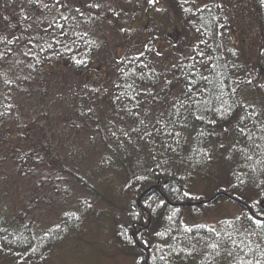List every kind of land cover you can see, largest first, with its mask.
Returning a JSON list of instances; mask_svg holds the SVG:
<instances>
[{
	"label": "trees",
	"instance_id": "trees-1",
	"mask_svg": "<svg viewBox=\"0 0 264 264\" xmlns=\"http://www.w3.org/2000/svg\"><path fill=\"white\" fill-rule=\"evenodd\" d=\"M100 2L104 5L98 11L100 19L81 28L89 33V39L100 45L99 48L89 49L87 45L80 44V54L87 51V64L77 66L71 59L72 53L55 56L51 54L52 50H48L41 55L51 56V59H43L31 70L25 65L34 61L22 55L27 51L24 42L35 31L33 25L32 30L24 33L32 20L25 22L22 15L30 14L31 9L27 0H0V30L4 33L14 32L21 37L20 41L9 46L12 54L7 56L0 69L13 80L10 91L0 80V111H5V96H10L6 102L13 105L6 115L0 117V264H45L49 252L72 238V232H79L85 221L104 219L111 222L109 236L115 239V246L110 244V254H124L127 259H132L129 264H135L137 258H142L141 264L145 261L147 264H163L158 259L153 260V256L161 254L157 251L158 247L168 253L170 247L177 251L180 248L190 251L192 245L199 253L195 261L191 257L185 258L184 253L179 256L171 253L169 264H225L226 253L223 250L220 257H215L203 242L193 238L202 235L203 229L199 233L194 229L187 238L181 232L172 231L163 239L154 236L153 229L161 231L168 227L170 222L165 217L176 209H179L177 219L189 225L195 222L209 226L221 215L238 214L243 210L246 207L244 199L252 186L251 177L259 175V170L264 168V164H257L264 157V140L259 139L261 132L252 130L253 139L261 148H246L248 154L253 156L250 163L257 168V172L249 169V175L244 177L247 184L234 189L231 185L238 184V181L233 169L240 170L237 164L242 162V158L238 149L245 148V144L242 141L232 150L222 149L219 145L223 143L227 147L236 138L233 126L237 124L242 110L237 108L232 117L217 118L216 125L194 121L190 117L189 127L182 129V121H178L175 131L181 132V144L187 149L180 151L179 156L171 151L161 156L163 149L147 144V137L139 141L137 150L135 134L132 144L120 148L110 137L109 128L115 130V127L132 126L143 130V126L138 122L134 124L136 118L122 110L123 105L127 104L137 111L134 103H129L124 97L120 102L112 103L120 92L127 91L126 87L117 89L113 82L125 85V81L131 83L135 80L139 88L151 89L154 96L139 97L142 102L139 119H144L151 129L162 111L165 112L164 118H169L165 110L169 109L184 87V81L173 80L169 93L170 86L164 82V77L173 79L171 65L188 62L185 57L196 55L195 48L196 51H205L212 57V63L218 66L217 71L221 75L213 77L217 85L223 81L225 92L230 94V89L236 87L239 81L232 99L237 104H252L259 111L264 105V88L256 86L264 84V2L196 0L194 6L189 0L184 7L193 8V12L196 6L208 5L203 12L195 14L183 11L182 0H159L155 7L166 10L160 13L154 7H149L147 0ZM73 3L76 0H69V6ZM109 8L113 11H109ZM115 12L120 15L116 16ZM4 16L9 18L7 22L2 19ZM218 25H224L223 29ZM121 26L133 29L131 35L120 32ZM197 28L201 31L198 32ZM221 31L223 37L216 34ZM144 44H148L152 52H146L141 60L150 62L149 68L162 75L140 81L131 76L133 70L140 71L137 68L140 61L128 57H135L143 50ZM157 49L161 56L155 55ZM4 50L5 45L0 43V51ZM16 61L23 63L17 65ZM120 69L129 72V77H125ZM176 75L181 73L177 72ZM17 76L21 79L17 80ZM25 76L28 79H23ZM249 79L252 84L246 82ZM92 88L100 91L93 93L89 91ZM227 98L228 95L225 96ZM88 108H92L93 112L87 113ZM171 111L174 113L175 110ZM82 112L87 115H81ZM171 118L175 119V116ZM210 118L214 117L209 114L206 119ZM73 121L80 127L74 126ZM97 121L101 130L99 134ZM109 121H112V125H108ZM251 127L248 122V128ZM224 128L229 131L224 132ZM200 131L205 135L200 136ZM162 138L176 147L175 141L167 135ZM160 139H156V145ZM192 147L208 151L211 159L192 154ZM150 148L157 156L156 162L171 157V164L165 163L155 168L156 162L149 158ZM30 149H34L42 158L38 163ZM23 152H27L28 157L18 158ZM189 156H192L191 160ZM181 157L185 160L183 165L179 164ZM197 160L199 163H196ZM149 166L153 167V172L148 174L149 179L135 180L134 173L145 174V168ZM169 168L175 175L167 174ZM260 179H264V176H260ZM126 183L128 187H124ZM148 188L150 191L139 198L142 191ZM185 191L190 193L189 197L183 196ZM149 196L154 197L152 207L156 208L155 213L145 207ZM71 198L74 208L67 207ZM161 199L165 203L157 207ZM85 200L92 205L91 208L84 204ZM198 201L203 203L196 204ZM224 202L231 203L234 210H225ZM207 207H214V210L203 212ZM40 210L47 213L45 220L40 219ZM67 211L75 212V216L67 219L64 216ZM131 211L140 214L137 220L131 221L128 216ZM214 212L219 217L212 218L215 217ZM66 219L65 226L63 221ZM125 219L132 223L128 235L134 244H128L117 235L119 223ZM46 222L47 227L39 228ZM57 223L60 228L48 233ZM243 223L247 224V221ZM218 227L232 231L226 225ZM172 236L177 239L173 240ZM233 238L240 243L239 234L234 233ZM143 240L149 241L148 247H145ZM227 247L243 257L235 264H256V261L264 264V239L258 236L247 237L239 249L230 243ZM31 248L36 251H31Z\"/></svg>",
	"mask_w": 264,
	"mask_h": 264
},
{
	"label": "snow or ice",
	"instance_id": "snow-or-ice-1",
	"mask_svg": "<svg viewBox=\"0 0 264 264\" xmlns=\"http://www.w3.org/2000/svg\"><path fill=\"white\" fill-rule=\"evenodd\" d=\"M264 2V0H262ZM27 3L31 9L30 14L22 15V19L27 22L32 20V23L28 24L24 29V33L27 34L30 30H32L33 25H35V31L32 32V35L27 38L24 42V47L27 51H24L22 55L25 58H31L34 63H28L25 67L34 70L35 65L41 63L43 59H51V56H42V53L47 52L48 50H52V55L55 56H63L65 53H72L71 59L77 66L85 65L88 63L87 60V51L80 54V44L83 43L88 46V48L96 47L99 48L100 45L96 43L95 40L89 39V33L87 31H82L81 28L84 24L94 22L100 19V15L98 11L101 10L104 5L100 2V0H76V3H73L69 6V0H27ZM159 3V0H147V4L149 7H154L157 13L166 11L163 8L155 7ZM189 0H182L181 8L185 13L192 12L193 14L197 12H203L208 8L207 4H204L202 7L196 6L195 12H193V8L184 7L185 4H188ZM191 3L195 6L196 0H191ZM109 11H113L109 8ZM23 13V8L21 9ZM116 16H119V12L114 13ZM3 21L7 22L9 18L7 16L2 17ZM215 20V17L212 18ZM10 27H15V25H6ZM220 29H223L224 25H218ZM120 32H126L131 35L133 29L125 28L123 26L119 27ZM197 31L200 32L201 29L197 28ZM223 37V32L216 33ZM21 40V37L17 36L14 32L4 33L0 30V43L5 45V50L0 51V69L3 67V63L6 62V58L8 55L12 54L11 45L14 42H18ZM103 43V41L101 42ZM200 43H204V41H200ZM53 45H57L58 47L54 48ZM196 55L186 56L185 61L188 62H180L177 64L171 65L172 76L173 79H168L167 76L164 77V82L169 85V93L172 90L173 80L176 81H184V87L180 89L179 94L173 99L172 103L169 105V109L165 111L168 112V117L165 119V112L162 111L160 116L153 123L151 129H149L145 123L144 119H139L140 110H142V102L139 99L142 95L154 96L151 89L139 88L136 84V81L133 80L131 83L125 81V85L117 84L113 82V86L117 89L121 87H126L127 91L120 92L119 95L115 97L112 101L113 104H116L121 101V97H124L129 103H134V107L137 111H133L132 108H129L127 104L123 105V111L126 114H129L136 119L133 120V123L137 122L139 125L143 126V130L141 127H132L128 126L125 128L115 127V130L109 128L110 137L114 139L115 143L118 147L123 148L126 144H132L133 134L136 135V145L135 147L139 150V141L145 140L147 137V144L154 145L158 149H163L160 152V155L163 156L166 152L176 153L178 156L180 151H186L184 145L181 144L180 137L181 132L175 131V126L178 121H182L180 123V127L182 129H187L189 127V118L192 120L216 125L217 118L224 119L225 117L235 116L237 108L242 110V114L239 116L237 124L233 126L235 131L236 138L234 141L226 147L225 144H220L219 147L226 150L236 149L237 145L242 141L245 144V148L238 149L240 157L242 158V162H238L237 168L240 169L237 171L233 169V175L235 176L238 184L231 185L234 189L247 184V181L244 177L249 175V169L251 172H257V168L251 166V161L253 160V156L248 154L246 148H254L260 149L261 145L256 143L253 139L254 133L253 129H257L261 132L260 140H264V105L261 106L260 110L257 111L255 106L252 104L240 103L237 104L235 100L232 99L238 90L239 81H237V86L230 89V94L225 92L226 85L223 81L217 85L214 82V76H220L221 72L217 71V65L212 63V57L208 55L205 51L200 50L196 51ZM152 52V48L148 46V44H144L143 50L139 51L135 57H128V59H132L134 61H140L137 65V68L140 71L133 70L131 72L132 77H136L140 81H144L147 79H153L154 77H159L162 75L160 72H156L154 68H149V63H144L141 58L145 56V53ZM156 56H161L162 53L157 49L155 51ZM200 57V59H197ZM23 63L22 61H16V64L19 65ZM147 71H144V70ZM120 72L123 73L125 77H129V72H125L124 69H120ZM179 72L181 75L177 76L176 73ZM17 80L21 79L20 76L16 77ZM23 79H28L27 76L23 77ZM0 80H2L3 85L8 86L9 91L11 90V85L13 80L9 77L7 72H0ZM248 84H252V80L249 79L246 81ZM211 85V87H209ZM259 88H264V84H257ZM87 88V85H85ZM89 91L95 93L99 92L100 89L92 88ZM163 91V89H161ZM107 92V89H105ZM228 95V98L225 99V96ZM207 96V98H205ZM10 99V96H5L3 103V107L5 111H0V117L6 115L13 107L11 103H7ZM171 110H175L174 113ZM93 109L88 108L87 113H92ZM87 113L82 112L81 115H87ZM211 114L212 117L210 119H206V117ZM175 116V119L171 118ZM123 120V117L120 118ZM248 122L251 123V128H248ZM74 126L80 127V125H76L75 121H73ZM97 134L101 131L99 128V122L97 121ZM108 125H112V121L108 122ZM158 125V127H157ZM194 127V126H193ZM228 128H224V132H228ZM119 133V135H118ZM155 133V135H154ZM211 135L212 133H208ZM167 135L172 140L175 141L176 147H173L168 140L163 139L162 137ZM200 136L205 135L203 131L199 132ZM158 137H161L160 143L158 145L155 144V141ZM251 142V143H249ZM187 143V142H186ZM110 148L111 145H108ZM34 155H36L37 163L42 159L38 154L35 153L34 149H30ZM191 153L197 156H203L211 159V155L208 151L192 147L190 149ZM28 157L27 152H23L20 154L18 158L26 159ZM149 158L153 161H157V156L149 149ZM192 159V156H189V160ZM172 158L168 157L166 160H161L159 162L154 163L155 168H160L162 164H171ZM185 160L183 157L179 160V164L183 165ZM199 163V160L196 161ZM257 164H264V157L261 160L257 161ZM153 172V167L149 166L145 168V174H135L134 178L137 181H147L149 179L150 173ZM168 175H175V172L169 168L167 171ZM260 176H264V168L259 170V175L252 176V186L249 189V194L244 199L245 208L241 210L238 214H224L217 218L214 223L209 226L204 223H195L193 222L191 225L187 224L182 219H177V214L179 209L174 210L170 215L165 217L167 221H169L168 227L164 228L161 231H157L153 229V235L163 239L165 236L169 235L172 231L181 232L188 237V234L193 233V230L197 233L203 229V234L198 237H193L197 239L198 242H203V245L206 249H211L212 253L215 257L221 256V250H223L226 255L224 256L225 264H235L236 260H243V257L239 256L238 253L234 252L232 248L227 247L230 243L234 248L239 249L240 244L245 243V239L249 236H258L261 239H264V179H260ZM183 179V177H180ZM129 185L126 183L124 187H128ZM172 191H176V189H171ZM220 191H226V189H219ZM184 197H189L190 193L188 191L183 192ZM199 199V197H194ZM154 201V197L149 196L148 200L145 201V207L151 208L152 212H156V208L152 207V202ZM165 201L160 200L157 207H162ZM84 204L91 208L92 205L88 203L86 200ZM139 213L135 211H131L128 213V216L131 217V221H135L139 217ZM64 216L67 219H71L75 216V212L67 211L64 212ZM67 219L63 221L65 226L67 225ZM78 219V217H77ZM247 221V224H244L243 221ZM131 221L127 219L120 221L119 228L120 231L117 233L118 236H121L128 244H134V240L129 237V230L132 228ZM228 226L232 229V231L224 230L222 227L218 226ZM237 225H239L237 227ZM60 228V224L57 223L55 228H50L48 233H52ZM46 233V234H48ZM237 233L240 235V243L238 244L236 239L233 238V234ZM136 233H133L135 236ZM139 238V237H138ZM214 238V239H213ZM173 240H176V236H172ZM211 241V242H209ZM145 247L149 246L148 240L142 241ZM251 250V249H249ZM31 251H36L35 248H31ZM157 251L161 254L159 256H153V260H159L163 262V264H169V255L171 253H176L179 256L180 253H184V257H191L195 261L196 257L199 255L195 245H192L190 251H185V249L180 248L178 251L176 248H171L168 253L163 251L162 247H158ZM242 251V249H241ZM43 259V257H41ZM142 258H137L135 260V264H141ZM147 264V261L144 262ZM251 264V262H248ZM256 264H260L259 261H256Z\"/></svg>",
	"mask_w": 264,
	"mask_h": 264
},
{
	"label": "rangeland",
	"instance_id": "rangeland-1",
	"mask_svg": "<svg viewBox=\"0 0 264 264\" xmlns=\"http://www.w3.org/2000/svg\"><path fill=\"white\" fill-rule=\"evenodd\" d=\"M223 206L225 210H234L231 203L224 202ZM67 207H75L72 198ZM209 209L214 210V207H207L202 211L208 212ZM46 215L45 211L40 210V219L45 220ZM214 215L212 218L219 217L216 212ZM110 223L108 219L85 221L79 232H72V238L49 252L45 264H129L132 259H127L124 254L111 255L109 252L112 251L110 244L115 246V239L109 236ZM47 226L46 222L39 228L44 229Z\"/></svg>",
	"mask_w": 264,
	"mask_h": 264
},
{
	"label": "water",
	"instance_id": "water-1",
	"mask_svg": "<svg viewBox=\"0 0 264 264\" xmlns=\"http://www.w3.org/2000/svg\"><path fill=\"white\" fill-rule=\"evenodd\" d=\"M149 190H150V189L148 188V189H146L145 191H143V192L141 193L140 197L144 196ZM225 194H226V193H225ZM226 195H227V194H226ZM215 196H218V194H216ZM202 203H203V201H199V202H197L196 204H202Z\"/></svg>",
	"mask_w": 264,
	"mask_h": 264
}]
</instances>
